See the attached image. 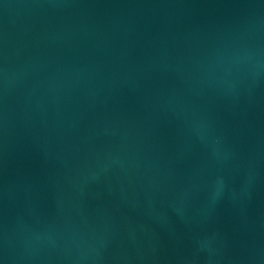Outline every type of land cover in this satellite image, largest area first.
<instances>
[{
	"label": "water",
	"instance_id": "water-1",
	"mask_svg": "<svg viewBox=\"0 0 264 264\" xmlns=\"http://www.w3.org/2000/svg\"><path fill=\"white\" fill-rule=\"evenodd\" d=\"M0 264H264V0H0Z\"/></svg>",
	"mask_w": 264,
	"mask_h": 264
}]
</instances>
